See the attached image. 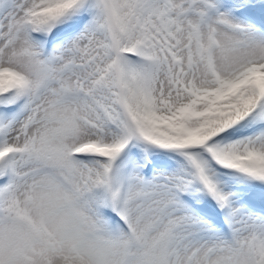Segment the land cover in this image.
I'll list each match as a JSON object with an SVG mask.
<instances>
[{"label":"snow or ice","instance_id":"1","mask_svg":"<svg viewBox=\"0 0 264 264\" xmlns=\"http://www.w3.org/2000/svg\"><path fill=\"white\" fill-rule=\"evenodd\" d=\"M0 264H264V0H0Z\"/></svg>","mask_w":264,"mask_h":264}]
</instances>
